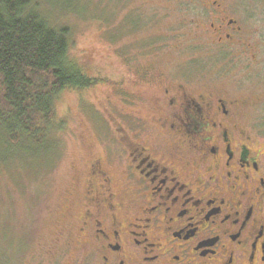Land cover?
Instances as JSON below:
<instances>
[{
  "label": "flooded vegetation",
  "instance_id": "af4514ba",
  "mask_svg": "<svg viewBox=\"0 0 264 264\" xmlns=\"http://www.w3.org/2000/svg\"><path fill=\"white\" fill-rule=\"evenodd\" d=\"M185 3L195 50L166 68L154 48L120 58L54 245L21 264H264V0Z\"/></svg>",
  "mask_w": 264,
  "mask_h": 264
},
{
  "label": "rangeland",
  "instance_id": "374dc122",
  "mask_svg": "<svg viewBox=\"0 0 264 264\" xmlns=\"http://www.w3.org/2000/svg\"><path fill=\"white\" fill-rule=\"evenodd\" d=\"M33 1L53 24L72 28L71 58L98 83L82 93L66 89L60 94L57 112L67 125L55 135L63 141L58 157L55 154L45 166L44 159L37 160V151L34 156L19 151L18 156L23 155L15 158L18 161L0 170V255L5 253L0 264H21L27 258L29 263L39 249L53 247L58 213L55 216L51 210L72 186L80 154L77 136L95 134L93 120L100 116L94 113L109 120L115 114L105 97L117 102L120 58L153 55L149 52L154 48L156 61L165 68L173 66L180 60L178 50L187 55L195 49L194 34L199 29L196 10L185 0H73L77 9L71 15L60 0ZM249 1L238 0L239 6H249ZM132 17L139 24L136 29L130 24Z\"/></svg>",
  "mask_w": 264,
  "mask_h": 264
},
{
  "label": "trees",
  "instance_id": "16d2710c",
  "mask_svg": "<svg viewBox=\"0 0 264 264\" xmlns=\"http://www.w3.org/2000/svg\"><path fill=\"white\" fill-rule=\"evenodd\" d=\"M60 2L70 15L77 9L73 0ZM42 13L33 0H0V170L24 150L33 156L37 151L46 166L63 142L56 133L67 125L57 112L60 94L82 93L98 83L71 58L72 28ZM129 21L135 29L139 25L133 17Z\"/></svg>",
  "mask_w": 264,
  "mask_h": 264
}]
</instances>
